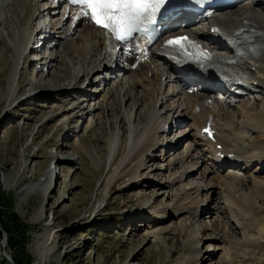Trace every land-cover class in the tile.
<instances>
[{
  "label": "rangeland",
  "instance_id": "rangeland-1",
  "mask_svg": "<svg viewBox=\"0 0 264 264\" xmlns=\"http://www.w3.org/2000/svg\"><path fill=\"white\" fill-rule=\"evenodd\" d=\"M26 1L28 4L30 0H0V41L5 44L0 42V58L2 47L9 50L0 69V186L7 198H14V214L30 228L27 252L33 264H264V236L258 234V227L260 230L263 225L256 223L264 220V200H255L260 215L259 219L257 213L250 215L254 221L250 219L251 226L236 223V219L244 216L243 212L229 213L225 206L227 199L245 198L251 192L252 181L264 179V166L258 167V162H253L242 167L243 162L231 160L229 163L240 166L219 168L208 162L204 153L195 152L194 159L186 161L184 147L195 140L191 115L181 116L183 124L172 125L173 100L162 101L163 94L172 93L171 90L177 93L181 87L190 86L194 91L197 85L198 95L208 101L215 114L220 107L217 103L223 104L218 123L234 121L235 130L222 133L224 136L237 135L238 129L246 125L245 114L264 116V85L257 82L264 80V71L258 68L264 67V54L254 60L241 54L247 47L252 49L256 42L264 44V31L253 34L258 41L247 46L240 43V37L236 36L235 41L229 39L230 34L225 37L219 32L214 36L207 31L210 22L211 26L215 25L236 12L244 18L253 17V10L262 13L259 17L264 26V0L240 1L227 11L216 13L208 23L196 21L190 31L187 27L179 29L190 37L198 30L208 34L203 41L208 47L202 52L205 50L211 58H216L213 61L221 63L217 65L219 68L210 69L218 73L214 77L219 82L232 78L228 86L236 89L233 91L227 86L209 90L200 77H197L200 83L194 87L193 80L177 88L172 83V86L161 85L155 76L145 74L155 55L162 54L160 51H154L153 57L148 55V60L146 56L143 58L146 63L143 71L125 69L123 62L115 59L117 44L103 37L98 27L88 31L79 26L75 30L76 11L69 10L64 0H37L40 5L28 32L38 31V36L50 38L44 40L37 61H26L18 52L17 39ZM168 35L184 36L175 35L173 30ZM164 47L169 53L170 49ZM93 54L99 56L101 65L100 61L89 65V61L97 59ZM108 56L113 59L111 62L104 59ZM62 58L65 63L58 64ZM137 61L141 63L142 58ZM105 63L108 65L103 68ZM162 64L159 67L165 73ZM15 68L17 77L13 76ZM65 70L69 85L68 81L57 78L63 77ZM224 70L230 71L229 77L223 75ZM82 74L86 77L79 82ZM238 74L241 84L232 82ZM174 78L177 79L175 75ZM84 93L90 95L92 102H85L77 118H72L75 113L71 108ZM66 99L73 102H64ZM159 114L161 123L170 127V132H159L154 146L143 156L123 164L133 154L131 148L137 137L151 118ZM259 138L255 130L245 135L243 145L254 146ZM177 145L181 152L172 154L170 146ZM99 147L104 149L101 154ZM76 148L82 149V158L76 155ZM53 160L57 162L51 170L48 165ZM205 165L219 168L223 179L229 181H233L229 176L233 173L250 178L242 177L246 180L245 187L232 183V191H225V187L221 189L223 186L217 184L212 197L196 194V188L203 185L200 174ZM193 166L200 167L194 170L195 175L176 182ZM170 183L173 185L169 186ZM184 192H190L189 200L199 195L202 204L197 208V216L175 213L174 207L187 198ZM157 212L164 216L155 218ZM11 255L4 234L0 240V264H13L3 261V257L9 261ZM195 256L197 263L193 261Z\"/></svg>",
  "mask_w": 264,
  "mask_h": 264
},
{
  "label": "bare ground",
  "instance_id": "bare-ground-1",
  "mask_svg": "<svg viewBox=\"0 0 264 264\" xmlns=\"http://www.w3.org/2000/svg\"><path fill=\"white\" fill-rule=\"evenodd\" d=\"M26 4H27V1H26ZM39 5H40V3L37 0H30V1H28V4H27V8L25 11L26 13L23 12V13H25V16L23 19L21 18L22 21H20V22H22V24L19 23V25L21 24V26H20L21 28L19 27L20 30H19V34H18V38H17L18 39V45H19L18 46L19 50L18 49L17 50H18L19 54L21 53L23 55L24 50H26V46L29 43V38H28L30 36V34L28 32L29 24H31L32 20L34 18H36L35 16H36ZM70 8H71L70 10H73L74 7H70ZM76 9L80 10V8H76ZM79 10H78V13H76V15L74 14L75 15L74 16L75 22H73V23H75V30L77 27L82 26V27H85L89 31V30H91L92 27L96 26V25H94V23L92 21H90L89 18L81 17L79 15ZM253 12L255 14L253 15V17H249V18H244L243 16H241L237 12L233 13L232 15L228 16L227 20H228L229 24L227 22H225V20L224 21L221 20L219 23L215 24L214 26H217L216 28H219V32H222L223 34H225L224 35L225 37H227L226 34H228V35L230 34L229 35L230 40L236 41V36H237V37H240V43L242 45L247 46L248 44H253L256 41H258V39H256L253 34L264 31L263 22H261L263 20H261L259 17V15L262 13L260 11H256V10H253ZM201 20L203 21V19H201ZM92 25H94V26H92ZM170 30H172V29H169L168 32ZM207 36H208V34H204L203 32H197L194 35V37L196 39H199L202 41H205L204 39L208 38ZM169 37L178 38L181 36H179V35L178 36L168 35L167 38L164 39L163 41H166ZM163 41L160 43V46L162 45ZM0 42H1V44L5 45L4 41L2 39ZM184 44H185L184 52L177 51V50H174V49L168 47L170 49L169 53H172V52L177 53V55H179L181 57V59L187 60L190 63L192 62V63H197L198 65H200V63L204 62V61H201L199 59V57L202 54H204V52H202V50L199 49L197 47V45H190L188 43V41H185ZM259 44H260L259 42H256V45L252 49H248V47L245 48V51L241 54L244 57L245 56L249 57V59H251V60L260 59L262 54H264V44H260V45ZM164 46H166V42H165ZM2 48H3V51L1 49L2 55L0 58V69L2 68V65L5 62V59H6L5 54H7L6 52H9V50L7 49L6 46H4ZM145 51H149L148 52V55H149L150 54V46L149 47L147 46L145 48V44L142 42V40L138 41L135 38L127 44H122L121 42H119V52H118L119 58H116V60H119V61L121 60L125 66L124 67L125 69L127 68V69L135 71V72L136 71L138 72L141 70L143 71L146 68V63L143 62V58L145 57ZM73 53L74 52L72 50V52H71L72 57H73ZM185 53H187V54H185ZM79 55L83 56V52L79 51ZM92 56L97 57V59H95L93 61H89L88 62L89 65H92L93 63H97L100 61V59L98 58L99 56L97 54H93ZM130 57H133V59L130 60ZM138 58H142L141 63L137 61ZM104 59H107L108 62H111L113 60L111 58V56H108L107 58H104ZM160 61H163V59H161V57L159 55H155V61H153L151 63V67L149 66V68L145 70V74H152L153 76H155V78L158 81L161 80V78L163 77V73H164V70H161V68L159 67ZM208 61L211 62L212 60H208ZM231 61H235V59H232ZM83 62H84V60H83ZM213 62H215V61H213ZM216 62H217V64H221L219 61H216ZM61 63H65L63 58L60 59V61H58V64H61ZM101 64H102V61H100V65ZM152 64H154V65H152ZM107 65H108V63H105V65H103V68H106ZM16 68H15V71L13 73V76L15 75L17 77L18 74H17ZM258 68L261 71H264L263 66H258ZM99 70L100 69H97V71H99ZM188 71L192 72V68L190 67L188 69ZM204 71H205V74L207 76L210 74L213 75L212 70L210 68L204 69ZM224 71L230 72L228 70H224ZM0 74H1V72H0ZM205 74H199L198 75V77H200V80H205V78L207 77V76H204ZM47 75H48V73H47ZM84 76L85 75L82 74V76L79 79V82H81L82 80L85 79L86 76L85 77ZM175 76H176V78H178V75H175ZM184 77H186L187 81L188 80L189 81H192V80L196 81V79H197V77H194L190 80L188 78V75H185ZM57 78L60 81H65V82L68 81L67 85H69L70 80H69V75H67V70H65L63 77L58 76ZM14 79H16V78H14ZM233 81L236 82L237 84H241V82H242L241 80H237V78H234L232 80V82ZM257 82L262 83V85H264L263 79L262 80L260 79V81H257ZM9 83L11 84L10 81H9ZM45 85L48 87V85L46 83H45ZM161 85H162V83H161ZM181 85L182 84H180L179 86H181ZM230 90L233 91L236 89L231 88ZM171 91H172V93L167 92V93L163 94V96L164 95L165 96L162 99L163 103L167 99L173 100V104H172V108H171L170 113L173 112L174 115L173 116L171 115L172 117H171L170 124H172V125L180 124L181 125V123L183 124V122L180 120V119H182L181 116L182 115L187 116V114L191 115V120H192L191 127L193 128V131H194L192 136H193V139H195V140H192V142L190 144H187L184 147L183 152H186L185 153L186 161L190 160L191 158L194 159V157H195V155H193L194 152L200 154V152H205V151H208V149H209L210 153L207 154L208 159L209 158L214 159L213 155L216 156V154H222L223 153V155L227 159H229L227 161H231V160L234 161L235 160L238 162H243L241 164V165H243L242 167H246V166L249 167L252 165L251 163H253V162H258L257 163L258 165H256L258 167L260 165L264 166V121H263L264 116L263 115L254 116V115H249V114L246 115L245 114V124L246 125L240 129H238L239 132L237 133V135H234V136L225 135L224 136V135H222V133H224V132L228 133L230 131L235 130L236 125L234 124V121L231 119H228V121L222 122V123L217 122L218 117L221 115L220 111L223 110V104L222 103H220V102L217 103L216 106L220 105V107L218 108V112L215 114L213 112L212 108L211 109L209 108L208 101L206 102V99L203 96H199L198 93L190 90V86H186L185 88L181 87L177 93H175L174 90H171ZM14 93H16V92H14ZM87 101L92 102V99L90 98V95L84 93L83 97L80 100H78V103L73 104V106L71 108V110H73L75 113L74 117H72V118H77L79 110L81 109L82 105L85 104V102H87ZM152 101H153V105H154V103L156 102L154 97L152 98ZM64 102H73V100L66 99V100H64ZM244 108H246V106ZM206 109H208V111H206ZM160 117L161 116L159 114V115H155V117L151 118L152 120H150L149 124L147 126H145L146 128L144 129L143 133L140 135L139 138L137 137V142L132 145V148H131L132 151L131 152L133 154L128 156L130 158H127L123 164L131 163V162L135 161L136 159H138L139 157L143 156L144 152H146L151 145L154 146V144H155L154 142L157 139V134L159 132H163V133H166V131L170 132L171 128L167 127V125L164 123L162 124L160 121ZM141 120H143V117H141ZM208 126H211L212 130L215 132L214 136L212 137L213 139H215V142L212 141L213 139L212 140L209 139L206 134L204 136L200 137L201 132L205 128H207ZM255 130L257 132H259L260 137H261V139L259 138V143H257L254 146L250 145L251 147L244 146L243 140L245 139V135L248 134V136H249V134L254 132ZM259 130H261V132ZM242 132L245 135H242ZM184 133L185 132H183V136H184ZM238 134H240V135H238ZM222 136H224V137H222ZM197 138H204V139L202 141L201 140L198 141V140H196ZM206 140L207 141L209 140V141L207 142ZM211 141L213 143H211ZM239 141H241L242 144H240ZM244 142H246V141H244ZM218 145H222L221 149H218L219 151L216 150ZM75 151H76V155L79 156L78 158H82V149L76 148ZM98 152H100V154H101L102 152H104V149L102 147H99ZM170 152L172 154H177V153H180L181 150H178V145L177 146H170ZM74 154H75V152H74ZM192 155H193V157H192ZM67 159L74 161V158L71 159L68 157ZM127 161H128V163H127ZM192 161L193 160H191V162ZM197 161L198 160H196V162H193V163H195V165H196V164H198ZM245 164H246V166H245ZM205 166H207V165H205ZM260 168H262V167H260ZM260 168H257V169L260 170ZM199 169H200V167L193 166L192 168H190V171L189 170L184 171L182 173V175L176 180V182H182L184 177L192 176L195 173L194 170L198 171ZM220 171L221 170L216 169L215 167L210 168L209 166H207L206 168H204V170L200 174L201 175L200 178H202V180H203V185L200 188H196V190H195L196 194H197V192L198 193H205V195H211V197H212V196H214V194L216 192V190L214 188L218 187V186H216L217 184L219 186H221V185L223 186V188L220 187L221 189H224V187H225L226 188L225 191L226 190L232 191L234 189L232 183L234 184L235 182H237L241 186L245 187L246 180L243 179L242 177L246 178L247 176L241 177V174H239V176H238V174L233 173V174L229 175L231 177V179H233V181H229L230 179L229 180L223 179V177L221 176L222 173L220 175ZM253 171H255V170H253ZM254 177L255 176H253V180L255 179ZM247 178H250V177H247ZM190 179H193V177H190ZM206 179H210L209 182ZM212 181H213V183H212V185H210V183ZM171 185H173V184L170 183L169 186H171ZM251 185H252L251 186V188H252L251 192L246 195V197H245L246 199L243 196L244 199L243 198H235L232 200L231 199L225 200L227 202V205H225V206H226V209L229 213H233L234 211H238L240 214L243 212L244 216L240 217L239 218L240 220L239 219H236L237 221L235 220L236 223H239V225H247L248 224L249 226H251L253 224L252 223L253 217H250V215L251 214L255 215V213H257V215H255L256 218H258L260 215L258 207H257V209L255 208L256 207L255 202L256 201L261 202L264 200V179H261L260 181L258 179L254 180V181H252ZM244 187H242V188H244ZM184 194H185V192H184ZM187 196H190V192L189 193L186 192L184 197H187ZM188 198L189 197H187L185 199L183 198L184 200L182 199V202H180V204H178L176 207H174L175 213L176 212H186V213H189L192 215L194 214L197 216V212H198L197 208H199L200 204H202V201L200 200L199 195H197L194 198L191 197L192 198L191 200H189ZM194 208H195V210H194ZM163 216L164 215L161 212H157L155 218L156 217L159 218V217H163ZM237 216H238V213H237ZM248 217H250V218H248ZM255 221H256V219H255ZM257 222H259L260 224L263 225V227H261L260 230H259V227L257 226L258 224L255 225L258 227V234L260 233L259 235L262 237V236H264V220L261 219V220L256 221V223ZM154 231H156V230H154ZM194 231L198 232L196 230H194ZM152 232H151V234H152ZM225 232H226V230H225ZM225 232H223V233H225ZM227 234H229V233H227ZM155 236H156V234H155ZM193 259H194L193 261H195V262L198 261V258L196 256Z\"/></svg>",
  "mask_w": 264,
  "mask_h": 264
},
{
  "label": "snow or ice",
  "instance_id": "snow-or-ice-1",
  "mask_svg": "<svg viewBox=\"0 0 264 264\" xmlns=\"http://www.w3.org/2000/svg\"><path fill=\"white\" fill-rule=\"evenodd\" d=\"M80 8L79 15L88 17L94 25L109 33L115 40L125 42L143 25L154 24L156 14L165 8L171 0H68ZM187 37H178L166 41V47L184 52ZM187 54V53H185ZM211 57L202 54L201 61ZM209 136V129H205Z\"/></svg>",
  "mask_w": 264,
  "mask_h": 264
},
{
  "label": "trees",
  "instance_id": "trees-1",
  "mask_svg": "<svg viewBox=\"0 0 264 264\" xmlns=\"http://www.w3.org/2000/svg\"><path fill=\"white\" fill-rule=\"evenodd\" d=\"M0 240L7 235V248L12 252L14 264H33L27 252L30 228L13 212L14 198H7L0 186ZM3 261L8 262L5 257Z\"/></svg>",
  "mask_w": 264,
  "mask_h": 264
},
{
  "label": "water",
  "instance_id": "water-1",
  "mask_svg": "<svg viewBox=\"0 0 264 264\" xmlns=\"http://www.w3.org/2000/svg\"><path fill=\"white\" fill-rule=\"evenodd\" d=\"M10 262H13L11 259L9 260Z\"/></svg>",
  "mask_w": 264,
  "mask_h": 264
}]
</instances>
